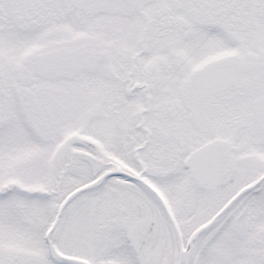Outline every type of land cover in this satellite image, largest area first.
<instances>
[{
    "label": "snow or ice",
    "instance_id": "obj_1",
    "mask_svg": "<svg viewBox=\"0 0 264 264\" xmlns=\"http://www.w3.org/2000/svg\"><path fill=\"white\" fill-rule=\"evenodd\" d=\"M0 264H264V0H0Z\"/></svg>",
    "mask_w": 264,
    "mask_h": 264
}]
</instances>
